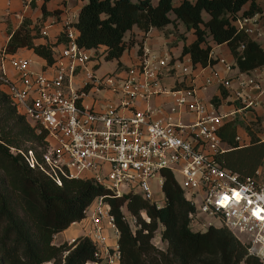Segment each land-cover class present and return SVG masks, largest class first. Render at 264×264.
<instances>
[{
	"label": "built area",
	"instance_id": "built-area-1",
	"mask_svg": "<svg viewBox=\"0 0 264 264\" xmlns=\"http://www.w3.org/2000/svg\"><path fill=\"white\" fill-rule=\"evenodd\" d=\"M257 16L239 17L234 24L248 35H260ZM63 33L66 44L53 54L52 63L38 70L29 58L0 53V90L18 115L36 131L46 132L40 162L29 150V165H37L59 185L63 177L88 179L108 189L107 196L139 195L157 208L164 204L168 171L194 207L189 214L193 231L223 226L240 235L247 254L264 264V219L252 214L264 208V182L257 179L259 169L255 176L242 177L218 161L225 149L218 129L227 114L216 112L199 94L212 78L198 83L189 55L173 57L148 48L141 49L127 70L99 74L94 67L104 55L78 46L72 24L66 22ZM219 61L230 69L224 59ZM171 76L174 83L164 84ZM240 85L264 93L258 76ZM89 94L92 103L84 100ZM245 96L253 105L249 94ZM139 101L142 107L136 105ZM235 139L244 145L238 134ZM158 192L161 200L155 198ZM234 192L241 194L239 202L233 198L226 203L223 198ZM120 211L134 233L137 218L125 202ZM141 216L148 221L144 211ZM81 221L87 222L83 236L95 248L94 259L85 264H120L119 230L105 195L95 197Z\"/></svg>",
	"mask_w": 264,
	"mask_h": 264
},
{
	"label": "trees",
	"instance_id": "trees-1",
	"mask_svg": "<svg viewBox=\"0 0 264 264\" xmlns=\"http://www.w3.org/2000/svg\"><path fill=\"white\" fill-rule=\"evenodd\" d=\"M173 1L86 0L73 25L75 41L86 49L103 46L104 59L117 60L120 66L119 59L129 45L125 34L134 26L146 33L152 27L162 28L179 21L195 35L181 50L182 56L189 55L192 65L204 67L215 62L210 56V37L215 43L229 47L239 71L249 72L264 66L261 45L234 24L239 17L262 13L256 0H178L176 6ZM41 8L45 16V5ZM203 10L209 15L206 20L202 18ZM171 11L173 19L168 16ZM37 35V27L24 20L10 34L4 52L13 54L19 48L32 49L48 64L52 63V44L36 43ZM246 130L250 139L241 145L235 139V120L224 122L218 129V136L225 144L218 161L242 177L255 176L264 160V141L250 125ZM45 137L44 130L36 131L16 113L8 96L0 90V264H85L93 260L95 248L88 237L79 236L58 245L54 237L81 221L87 206L100 195H105L119 230L120 264H260L227 228L210 226L204 231L190 228L189 214L194 207L168 171L164 172L162 185L164 204L159 208L139 195L107 196L108 189L88 179L63 177L61 184H57L26 160L31 150L40 162ZM33 144L41 150L37 151ZM124 202L137 218L134 233L120 211ZM143 211L148 221L142 218ZM160 225L165 249L152 243Z\"/></svg>",
	"mask_w": 264,
	"mask_h": 264
},
{
	"label": "crops",
	"instance_id": "crops-1",
	"mask_svg": "<svg viewBox=\"0 0 264 264\" xmlns=\"http://www.w3.org/2000/svg\"><path fill=\"white\" fill-rule=\"evenodd\" d=\"M85 1L86 0H0V53L4 51L10 34L16 30L24 20H28L31 27H37L38 35L35 42L50 43L52 44V55L57 53L67 42L63 33L65 23L68 22L74 25L77 21L79 9ZM174 1H176L175 4ZM174 1L173 6H176L178 0ZM256 1L262 9V13L257 16V27L260 35L252 34L250 37L258 42L264 50V0ZM42 4L45 5L47 11L45 16H43ZM169 18L173 19L174 15L169 16ZM202 18L204 20L208 19H205L203 15ZM176 22L179 23V27H181V25L184 26L181 22ZM167 27L166 25L163 29H167ZM184 30L187 29L184 27ZM187 33L189 34V40L180 41V44L178 42L177 45H172L171 40L174 39L173 35L167 33V36H165L162 28L152 27L144 33L134 26L125 34V40L129 41V45L119 59L120 66L117 65V60H112L114 66L108 70L100 71L98 67L100 63L94 68H96L99 74L111 71L115 68H118V70H127L130 65H133L138 60L139 49L141 48H148L151 51L160 53L164 52V48H166L168 53H171L170 55L173 57L182 56L181 50L183 45H188L195 39L192 30H187ZM208 44L211 46L210 56L215 62L212 65L204 67L195 65L193 69L199 74L196 79L198 83H202L206 77H211L212 83L206 88L200 89L199 94L216 112L227 114L224 122L229 120L236 121V134L242 138L244 144H247L250 139L246 130L247 125H250L255 134L264 141V93L259 95L258 91L251 89L248 91L240 85L241 81L251 76H258L264 84V66L255 68L249 72H241L236 67L235 59L225 43L217 44L208 37ZM103 50V46L87 49L89 53H99L102 56L104 55ZM11 55L31 59V67L36 70L47 64L46 60L35 54L32 49L19 48ZM220 58L224 59V61L230 65V69H226L225 64L219 61ZM90 65H92V63L88 64V67ZM6 67L8 74L14 76V71L10 65ZM85 70L86 69L83 68L82 73ZM174 81V76L166 77L163 80L166 85H172ZM246 93L249 94V99L253 101V105H248L245 96ZM223 94L225 95L223 96ZM164 99H167V97H164ZM84 100L86 103H92V95L89 94ZM157 101V99L154 100V102ZM136 105L142 107L143 103L139 101L136 102ZM77 223L80 222H74L71 225H76ZM67 231L68 230L65 229L55 235V244L58 235H63L62 241H72L75 238L71 236L74 233L70 234V236H66L65 234ZM75 231L78 232L79 229Z\"/></svg>",
	"mask_w": 264,
	"mask_h": 264
},
{
	"label": "rangeland",
	"instance_id": "rangeland-1",
	"mask_svg": "<svg viewBox=\"0 0 264 264\" xmlns=\"http://www.w3.org/2000/svg\"><path fill=\"white\" fill-rule=\"evenodd\" d=\"M176 3V1H174V4ZM169 16H173V12H169L168 14ZM202 15L203 17L206 19L208 18V13L206 11H202ZM167 29H163L162 27V30H163V33L165 34V36H167L166 34H172L173 35V40H171V44L172 45H177L178 42L179 44L181 43L180 41H187L189 40V34L187 33V30H184V26L181 25V27H179V23L176 22V23H172L169 25L167 24ZM165 27V26H164ZM156 28V27H155ZM161 29V28H160ZM167 32V33H166ZM187 33V34H186ZM165 45V44H164ZM166 47V46H165ZM142 49V48H141ZM140 49V50H141ZM164 52L166 54H168V50H166V48H164ZM171 54V53H170ZM172 56V55H171ZM180 57V56H179ZM112 66H114V62L112 60H108L106 61L104 58H101V61H100V64H99V69L100 71H103V70H108L109 68H111ZM36 143V142H34ZM27 146L30 145V143L28 142L26 144ZM33 145H36V144H33ZM37 147V151H40L41 148L38 147V145H36ZM259 175L257 176V179L261 182H264V160L263 162L261 163V165L259 166ZM0 176H1V171H0ZM159 193V194H158ZM156 195H155V198L158 199V200H161L162 199V192H158ZM80 223H77L76 225H71L67 228V232H66V236H70V234H72L71 236L75 237L74 239H76L77 237L79 236H83V228H84V225L85 223L87 224L86 221H79ZM79 229L78 232H76L75 230ZM162 231V226L160 225L156 232H155V235L154 237L152 238V243L155 244L157 247L161 248V249H165L166 248V242L165 241H161L159 238H160V233ZM108 233H112L111 230H108ZM240 235H238L237 237H239ZM241 237V236H240ZM242 238V237H241ZM63 239V235H58L56 237V244H61L63 242H71L70 240H66V241H62ZM52 262H44L42 264H51ZM243 264V263H241Z\"/></svg>",
	"mask_w": 264,
	"mask_h": 264
},
{
	"label": "snow or ice",
	"instance_id": "snow-or-ice-1",
	"mask_svg": "<svg viewBox=\"0 0 264 264\" xmlns=\"http://www.w3.org/2000/svg\"><path fill=\"white\" fill-rule=\"evenodd\" d=\"M233 198L236 199L237 202H239V200L241 199V194L239 192H234L231 197L225 196L223 199L227 203ZM226 203H225V206H226ZM252 214L257 219H264V208H256V209L253 210Z\"/></svg>",
	"mask_w": 264,
	"mask_h": 264
}]
</instances>
